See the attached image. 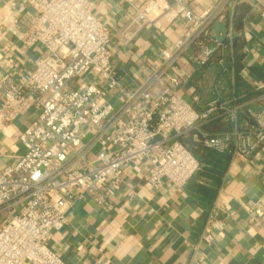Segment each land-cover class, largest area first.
Returning a JSON list of instances; mask_svg holds the SVG:
<instances>
[{
	"label": "built area",
	"instance_id": "1",
	"mask_svg": "<svg viewBox=\"0 0 264 264\" xmlns=\"http://www.w3.org/2000/svg\"><path fill=\"white\" fill-rule=\"evenodd\" d=\"M126 1L135 10L119 31L127 45L169 12L188 28L149 78L129 92L119 81L125 68L112 63L114 34L95 15L97 0H23L35 18L21 41L42 54L25 78L0 77V126L32 105L39 114L19 133L25 153L0 170V264H66L50 248L51 234L65 227L66 212L84 195L103 205L126 165H145V180L155 190L166 183L184 188L200 169L187 141L247 162L264 149V82H254L253 96L245 101L224 99L217 91L197 109L179 91L183 80L171 75L178 56L194 46L199 69L216 59L234 82L235 71L226 64L236 31L227 6L247 4L264 21V0H217L201 13L190 7L192 0ZM218 22L228 28L224 43L213 31ZM116 88L123 92L118 110L108 100ZM217 123L225 128L215 131ZM244 210L251 225L264 227V198L248 200ZM224 213L213 206L204 242L224 230Z\"/></svg>",
	"mask_w": 264,
	"mask_h": 264
},
{
	"label": "crops",
	"instance_id": "2",
	"mask_svg": "<svg viewBox=\"0 0 264 264\" xmlns=\"http://www.w3.org/2000/svg\"><path fill=\"white\" fill-rule=\"evenodd\" d=\"M216 1L192 0L190 7L201 13ZM236 6L229 4L227 13H233ZM134 13L126 0H97L95 15L114 34L112 63L117 69L125 68L119 81L127 92L149 78L163 62V52L173 51L175 42L188 32L185 22L169 12L156 24L146 25L127 45L119 31ZM34 18V10L23 0H0V77L12 74L21 80L34 69L42 50L21 41ZM235 31L245 40L241 72L245 87L240 91L236 77L232 82L217 63L211 61L199 69L194 46L174 63L171 75L183 80L179 91L197 109L214 99L217 91L224 99L246 100L248 92L253 93L252 84L264 82V21L258 11L251 8L243 20V33ZM187 75L191 79L186 80ZM122 93L120 88L109 93L116 110ZM38 114L32 105L14 122L0 126V170L25 153L18 136ZM224 128L220 123L213 127L215 131ZM145 167L126 165L119 187L103 205L84 195L66 212L65 227L49 239L50 248L66 264H264V227L251 225L244 210L248 200L264 198V149L250 162L231 158L224 167L219 163L203 166L184 188L166 183L155 190L145 180ZM214 205L225 212V228L206 243L202 234Z\"/></svg>",
	"mask_w": 264,
	"mask_h": 264
},
{
	"label": "trees",
	"instance_id": "3",
	"mask_svg": "<svg viewBox=\"0 0 264 264\" xmlns=\"http://www.w3.org/2000/svg\"><path fill=\"white\" fill-rule=\"evenodd\" d=\"M251 11V7L247 4H239L235 7L233 12V24L235 27V30L237 32L243 33V20L245 19V16ZM245 46V40L243 38V35L239 36L236 34L233 37V54L232 58H229L227 60V66L229 68H233L235 71V77H236V83L235 86L237 90H241V87L243 85L242 82V75L241 72L244 69L243 66V60L245 58L243 49ZM213 63H216V59L211 60ZM210 63V62H209ZM253 96L252 92H248L247 96H245V99H249ZM245 101L240 100V102ZM218 124V123H217ZM215 124V125H217ZM214 125V126H215ZM188 145L190 146L192 152L197 157V159L200 162V169L198 172L202 171L203 166L211 165L216 166V164H221L223 167L229 164L231 160V156L228 154H219L215 152L214 150L199 144V143H193L192 141H187ZM221 167V166H220Z\"/></svg>",
	"mask_w": 264,
	"mask_h": 264
},
{
	"label": "water",
	"instance_id": "4",
	"mask_svg": "<svg viewBox=\"0 0 264 264\" xmlns=\"http://www.w3.org/2000/svg\"><path fill=\"white\" fill-rule=\"evenodd\" d=\"M213 31L216 35V39L219 43H224L226 40L228 28L223 22H218L213 25Z\"/></svg>",
	"mask_w": 264,
	"mask_h": 264
},
{
	"label": "rangeland",
	"instance_id": "5",
	"mask_svg": "<svg viewBox=\"0 0 264 264\" xmlns=\"http://www.w3.org/2000/svg\"><path fill=\"white\" fill-rule=\"evenodd\" d=\"M2 222V220L0 219V223Z\"/></svg>",
	"mask_w": 264,
	"mask_h": 264
}]
</instances>
